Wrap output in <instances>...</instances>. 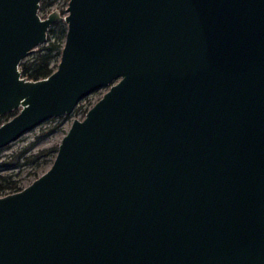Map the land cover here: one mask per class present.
<instances>
[{
    "label": "water",
    "instance_id": "1",
    "mask_svg": "<svg viewBox=\"0 0 264 264\" xmlns=\"http://www.w3.org/2000/svg\"><path fill=\"white\" fill-rule=\"evenodd\" d=\"M40 3L0 0V148L108 89L0 195V264H264V0Z\"/></svg>",
    "mask_w": 264,
    "mask_h": 264
},
{
    "label": "rangeland",
    "instance_id": "2",
    "mask_svg": "<svg viewBox=\"0 0 264 264\" xmlns=\"http://www.w3.org/2000/svg\"><path fill=\"white\" fill-rule=\"evenodd\" d=\"M67 3L68 0H41L39 14L41 17H45L49 13V11L58 9L60 11V14L64 15ZM58 23H62L65 26V23L62 21H59ZM51 28H53V26ZM46 44L47 43L44 42L36 46V49L33 53H35L39 48H41L42 45ZM57 59H59V57H57ZM107 89L108 87H103L99 90H96L92 94L82 99L70 114L50 118L41 125L24 133L17 140L11 142L3 148H0V175L7 176L12 174L13 180H16L17 186H19L20 188H23L29 183H31L36 178L32 174L35 163L33 165H20L16 168H8V166L5 167L3 165L22 163L23 160L21 158H18V154L23 150H25L24 155L27 156L37 154L39 151L45 149H57L61 138L69 129L73 120L82 119L85 116L87 109L91 107ZM5 118L6 117L2 118V122H4ZM8 118L9 117H7V119ZM47 159L48 160L45 164H43V167L38 170L39 174H41L43 170H46L51 165V162L53 160L52 155L47 156ZM41 160H43V158Z\"/></svg>",
    "mask_w": 264,
    "mask_h": 264
},
{
    "label": "trees",
    "instance_id": "3",
    "mask_svg": "<svg viewBox=\"0 0 264 264\" xmlns=\"http://www.w3.org/2000/svg\"><path fill=\"white\" fill-rule=\"evenodd\" d=\"M65 32L66 27L62 23L57 22L53 24V28L49 30L48 39L46 41L47 44L42 45V47L39 48L35 53L29 55V57L21 62L22 74L25 77H27L28 79L37 80L46 77L55 69L58 62L57 57H59L63 45ZM14 113L15 112L1 116L0 124L2 123L3 117H6V120L7 117L12 116ZM56 151V148L45 149L39 151L37 154L26 156L24 155L25 150H23L18 154V158H21L23 160L22 163L8 164L3 166H8V168H16L20 165H33L35 163L32 174L35 177H38L40 175L38 170H40L43 167V164L47 162V156L52 155V158L54 159ZM42 158L43 160H41ZM44 171L45 170H43L41 173H43ZM20 189L21 188L17 186L16 180H13L12 174L7 176L0 175V195L15 192Z\"/></svg>",
    "mask_w": 264,
    "mask_h": 264
},
{
    "label": "flooded vegetation",
    "instance_id": "4",
    "mask_svg": "<svg viewBox=\"0 0 264 264\" xmlns=\"http://www.w3.org/2000/svg\"><path fill=\"white\" fill-rule=\"evenodd\" d=\"M50 12V11H49ZM57 23V22H56Z\"/></svg>",
    "mask_w": 264,
    "mask_h": 264
}]
</instances>
